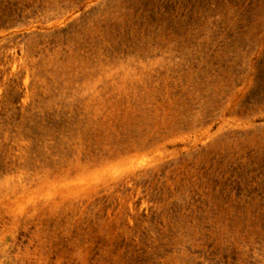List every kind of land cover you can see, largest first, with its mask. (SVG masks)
<instances>
[{
    "label": "rangeland",
    "instance_id": "obj_1",
    "mask_svg": "<svg viewBox=\"0 0 264 264\" xmlns=\"http://www.w3.org/2000/svg\"><path fill=\"white\" fill-rule=\"evenodd\" d=\"M0 264H264V0H0Z\"/></svg>",
    "mask_w": 264,
    "mask_h": 264
},
{
    "label": "bare ground",
    "instance_id": "obj_2",
    "mask_svg": "<svg viewBox=\"0 0 264 264\" xmlns=\"http://www.w3.org/2000/svg\"><path fill=\"white\" fill-rule=\"evenodd\" d=\"M249 18V17H248ZM97 128V127H96ZM222 145V144H221Z\"/></svg>",
    "mask_w": 264,
    "mask_h": 264
}]
</instances>
